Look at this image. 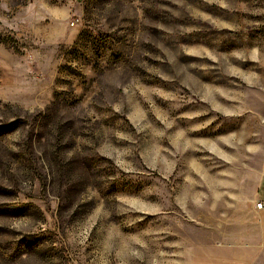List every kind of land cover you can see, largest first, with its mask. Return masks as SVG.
Masks as SVG:
<instances>
[{
  "label": "rangeland",
  "instance_id": "1",
  "mask_svg": "<svg viewBox=\"0 0 264 264\" xmlns=\"http://www.w3.org/2000/svg\"><path fill=\"white\" fill-rule=\"evenodd\" d=\"M263 63L264 0H0V264H189L251 220Z\"/></svg>",
  "mask_w": 264,
  "mask_h": 264
},
{
  "label": "crops",
  "instance_id": "2",
  "mask_svg": "<svg viewBox=\"0 0 264 264\" xmlns=\"http://www.w3.org/2000/svg\"><path fill=\"white\" fill-rule=\"evenodd\" d=\"M256 152L262 156L254 166L251 220L229 221L220 237L196 242L191 246L189 264H264V207L256 208L258 201H264V145L256 147Z\"/></svg>",
  "mask_w": 264,
  "mask_h": 264
},
{
  "label": "built area",
  "instance_id": "3",
  "mask_svg": "<svg viewBox=\"0 0 264 264\" xmlns=\"http://www.w3.org/2000/svg\"><path fill=\"white\" fill-rule=\"evenodd\" d=\"M78 23H79V18H74V19L72 20V26H75V25H77ZM263 207H264V201H263V200H260V201H258V202L256 203V208H257L258 210H261Z\"/></svg>",
  "mask_w": 264,
  "mask_h": 264
}]
</instances>
